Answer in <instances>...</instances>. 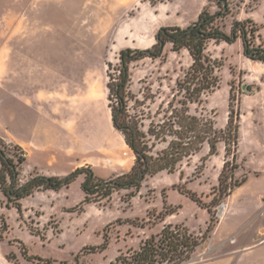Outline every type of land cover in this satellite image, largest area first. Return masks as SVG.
Masks as SVG:
<instances>
[{
    "label": "rangeland",
    "instance_id": "1",
    "mask_svg": "<svg viewBox=\"0 0 264 264\" xmlns=\"http://www.w3.org/2000/svg\"><path fill=\"white\" fill-rule=\"evenodd\" d=\"M200 2L0 0V137L10 153H27L16 144L15 121L25 103L40 102L51 125L46 174L89 167L98 178L111 179L131 171L135 155L112 121L109 62L117 64L124 48L153 46L163 25L187 27L203 8L222 10L216 0ZM230 2V14L216 21L227 32L241 3ZM257 25L254 44L264 45V23ZM238 51V44L209 42L206 52L221 63V83L192 110L212 117L217 128L226 126L231 101L241 110L235 179L246 175L242 186L220 197V175L230 157L221 143L218 154L209 156L205 144L175 172L148 176L139 189L115 190L83 205L84 174L60 190L36 191L21 200V210L0 189V264H110L167 224L205 237L185 264H264V75L255 82L256 70L249 67L248 82ZM192 62L188 49L176 51L171 43L162 57L132 62L130 113L144 112L146 124L163 117ZM92 95L96 100L90 101ZM59 114L57 139L52 126ZM32 171L22 165L23 180Z\"/></svg>",
    "mask_w": 264,
    "mask_h": 264
},
{
    "label": "trees",
    "instance_id": "2",
    "mask_svg": "<svg viewBox=\"0 0 264 264\" xmlns=\"http://www.w3.org/2000/svg\"><path fill=\"white\" fill-rule=\"evenodd\" d=\"M221 11L209 13L206 9L198 19L188 25L161 26L156 34V42L148 48L127 47L120 51L119 62H109L108 99L113 125L122 132L125 141L135 155L131 171L116 178L101 179L89 167H78L65 176L46 175L33 172L28 178L21 177V166L26 161V153L19 150L11 154L8 145L0 137V189L21 210V200L36 191L60 190L69 186L84 174L82 190L85 198L81 205L101 201L110 197L115 190L139 189L148 176L162 171L175 172L185 160L198 154L205 144L209 145V156L218 154L219 145L225 144L226 156L217 188L220 197L229 196L236 187L242 186L248 177L235 179L238 169L237 154L241 127V110L232 101L227 124L217 128L212 117L193 111V104H202L205 97L214 93L220 86L218 73L221 63L206 50L209 42L234 43L243 40L244 54L264 63V45H255L258 25L251 19L233 22L230 32L221 28L216 21L230 14L227 0H216ZM171 43L174 50H189L193 62L185 70L184 76L177 80V91L163 117L150 119L146 124L145 113L132 115L129 110V84L131 63L140 59L162 57L166 44ZM233 100V99H232ZM159 115L161 111L157 112ZM207 159V158H206ZM210 213L212 211L210 210ZM3 224L5 219L2 218ZM207 232L214 227L211 214ZM195 236L181 225L167 224L157 234L143 239L138 248L119 254L110 264H185L193 259L194 253L203 239ZM40 260L42 258L37 257Z\"/></svg>",
    "mask_w": 264,
    "mask_h": 264
},
{
    "label": "crops",
    "instance_id": "3",
    "mask_svg": "<svg viewBox=\"0 0 264 264\" xmlns=\"http://www.w3.org/2000/svg\"><path fill=\"white\" fill-rule=\"evenodd\" d=\"M252 0H240L241 3H237L240 11L235 15L234 13L231 16L235 20L244 21L251 19L258 24L264 23V9H262L263 0H254L252 1V5H249ZM203 0L200 2V6L202 5ZM229 5L232 3L229 0ZM233 8V7H232ZM204 9V8H203ZM202 9V11H203ZM262 9V10H260ZM201 11V12H202ZM232 11V9H231ZM200 12V13H201ZM165 26V25H163ZM181 26V25H178ZM183 27V26H181ZM238 44L239 51L238 57L242 62L241 68L244 72L247 81H249L248 76H250V69H255L256 72L254 75V80L256 82V77H263L264 71L263 67L264 63L261 61L253 60L243 53V43L242 39H238L236 42L230 45ZM90 101L96 100L95 96H91ZM34 102L25 103V108L22 110V116L19 117L18 121H15V139L16 144L20 147L26 149V161L23 163L24 168L26 170H33V172H40L42 174H46L45 166L48 162H50L53 154L50 152V118L48 117V113L45 112V109L41 106L40 102L37 103V106H33ZM62 118L59 114L55 119V123H53V133H55L57 139L60 137V133L62 130ZM52 136V135H51ZM52 139V138H51ZM60 154H57L58 156ZM55 156V157H56ZM48 175V174H46ZM213 261H207L201 264H211ZM215 262V260H214Z\"/></svg>",
    "mask_w": 264,
    "mask_h": 264
},
{
    "label": "water",
    "instance_id": "4",
    "mask_svg": "<svg viewBox=\"0 0 264 264\" xmlns=\"http://www.w3.org/2000/svg\"><path fill=\"white\" fill-rule=\"evenodd\" d=\"M223 3H224V6H225V9L227 7V0H223Z\"/></svg>",
    "mask_w": 264,
    "mask_h": 264
},
{
    "label": "bare ground",
    "instance_id": "5",
    "mask_svg": "<svg viewBox=\"0 0 264 264\" xmlns=\"http://www.w3.org/2000/svg\"><path fill=\"white\" fill-rule=\"evenodd\" d=\"M225 212V211H224Z\"/></svg>",
    "mask_w": 264,
    "mask_h": 264
}]
</instances>
